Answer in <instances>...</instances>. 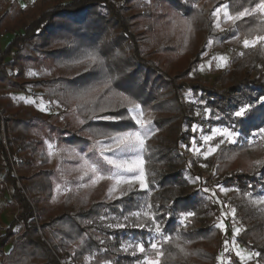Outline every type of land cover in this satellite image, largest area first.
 <instances>
[{
  "label": "trees",
  "instance_id": "obj_1",
  "mask_svg": "<svg viewBox=\"0 0 264 264\" xmlns=\"http://www.w3.org/2000/svg\"><path fill=\"white\" fill-rule=\"evenodd\" d=\"M200 1L36 0L23 7L16 0H0V199L9 197L14 214L7 224L0 211V264H145L143 253L124 250L130 242L150 246L153 222L145 209L170 237L159 242L160 264H220L217 253L226 232L202 218L194 195L181 190L182 176L160 144V132L145 141L147 188L112 197V182L92 183V166L106 168L101 149L115 145L118 134L137 131L130 110L140 103L141 92L147 93L149 114L173 87L183 111L178 121L193 126L201 120L196 102L185 99L190 91L215 125L251 137L217 151L209 160L215 171L209 179L245 194L264 190V40H257L264 36V15L234 23L238 38L232 66L209 83L192 76L211 58H200L212 31L210 19L196 7ZM227 2L235 15L259 0ZM7 35L12 39L3 49ZM144 37L148 42L141 44ZM245 39L256 43L245 47ZM31 70L45 74L29 77ZM28 88L41 91L58 111L25 106L7 93ZM241 107L246 114L237 117ZM193 136L189 132L177 140L190 147ZM48 143L66 154L64 162L33 159ZM82 156L91 163L84 174L71 170ZM61 185L67 192L57 197ZM156 191L163 196L152 201ZM210 209L219 214L215 202ZM186 212L194 215L183 220ZM237 218L242 229L236 242L259 253L252 264H264V215L238 207ZM117 223L125 227H109ZM141 223L145 227H135ZM228 264L247 263L235 257Z\"/></svg>",
  "mask_w": 264,
  "mask_h": 264
},
{
  "label": "rangeland",
  "instance_id": "obj_2",
  "mask_svg": "<svg viewBox=\"0 0 264 264\" xmlns=\"http://www.w3.org/2000/svg\"><path fill=\"white\" fill-rule=\"evenodd\" d=\"M6 2H10L13 0H5ZM21 6L27 7L32 5L36 0H16ZM148 2L149 0H144ZM228 5L227 0H201L196 4V7L211 21L212 31L209 36L207 45L205 47V52L200 56L203 58L206 55H209L211 58L207 61H203L200 65L195 69L192 76L197 77L203 81L213 83L216 77L218 76V72L224 69H230L232 66V60L236 55L235 51V43L238 38V33L235 28V25L232 21H229L224 16L223 6ZM220 9V12L217 15H213L217 9ZM264 15V14H263ZM217 23H219V27H217ZM12 36L7 35L4 36L1 40V46L4 49L6 45L11 41ZM141 44H146L148 42V38L144 37L139 39ZM225 57V61H221L219 58ZM45 74V72L39 71H28L27 76L29 77H39L40 75ZM253 77L257 78V74L253 73ZM8 95H10L17 103H23L25 106L34 105L39 110L51 113L57 112V104L55 102L46 101L42 98L41 91H34L31 88H28L25 91L20 90H8ZM146 95L147 93L143 90L141 92V100L138 104L140 108L133 112L132 109L130 113L133 116L138 115L139 112H142L143 115L140 117L144 121V127H141L140 124H137L138 129L135 132H141L142 134L145 131L149 132V135L154 133H161L162 141L161 145L166 147V150L170 152V160L172 167L175 171L180 172L183 179V190L185 193H191L194 195L198 203L200 204V213L202 218L206 219L210 222H217V225L223 224V227H220L225 233V242L223 245V249L219 250L217 253L218 261L220 264H228L221 261L219 258V254L229 245H234V257L238 258L241 263L252 264L254 262L255 255L246 249L244 246L239 245L236 242V229H242V223L237 218L238 215V207L243 208L244 210H256L258 213L264 215V203H260V201H264V190L259 191L255 194H245L241 192L235 186H224V185H215L214 180L211 178L214 175V172L210 165V158L221 148L225 146V144L229 143L228 138L220 135L217 130L229 129L226 124L215 125L211 120V115L209 114V110L204 109L203 106H200L197 102V99L190 91H186L184 93L185 99L188 102L195 103V110L198 114L201 115V120L198 123L190 126L187 121H178L183 116V111L181 109L180 101L176 94V91L173 87H168L164 95L160 98L159 103L156 105L155 109L147 114L146 112ZM236 111V108H234ZM239 111V110H237ZM112 121H117L116 117H113ZM101 125V124H99ZM230 130V129H229ZM231 131V130H230ZM193 133L194 136L190 139L191 146L188 147L184 142H180L177 140L179 136H183L188 133ZM238 135L234 137V139L238 142H242L245 140H250L251 137L243 136L240 132H237ZM148 135V136H149ZM211 139H208V138ZM146 141V140H145ZM223 141V143H221ZM219 144V147L216 148V145ZM51 145V147H50ZM111 148L112 151H107L104 149ZM210 148H216L214 152L208 154V150ZM116 149V144L108 147H104L101 149V157L106 163V168L101 170L100 166L93 165L97 169L96 175H102L104 177H109L117 172L112 165L108 164L105 160V157L109 159H114L117 161H137L138 156H142L143 160V152L137 150H132L127 153L125 151H118L114 153ZM104 150V151H102ZM114 153V154H113ZM130 153V154H129ZM49 156L51 159V163L54 165L57 161L64 162L67 157L66 154H60V148L56 147V145L47 144V149L44 152H35L33 154V159L38 161L39 159ZM243 157H245L243 155ZM250 157H255L259 160V155H252ZM85 157L82 156L79 159L80 163L77 166H73L71 170H78L83 174L90 172L89 165L84 161ZM86 160V159H85ZM72 161H75L72 158ZM145 165V161H144ZM143 165V167H144ZM108 166V168H107ZM111 167V169L109 168ZM82 170V171H81ZM145 172V169H144ZM201 174L199 177L198 174ZM138 175V171L135 173ZM124 176H131L133 173H122ZM112 182V185L115 190L111 191V196L115 197L121 193L129 194L133 191L144 190L140 186L139 181H132L131 184L121 183L119 185L116 184L115 179H102L97 182L98 187L107 182ZM145 182H146V172H145ZM67 192V188L63 185L57 186V197H61L63 194ZM163 196V193L160 191H156L153 194L152 201L158 199ZM167 196V194H164ZM140 197V194L138 195ZM9 197L5 199H0V211L2 213V218L5 223L9 224L11 220L14 218V214L10 210L8 206ZM216 203L219 208V214L210 209L212 203ZM149 213V217L153 222L154 214L145 209L144 213ZM143 213V214H144ZM160 225V224H159ZM219 227V226H218ZM155 225L153 223V237L150 239V246L145 248L144 262L148 264L149 261L157 260V249H153L151 247L152 243H156L159 249V242L166 238L163 234V231L157 233L154 230ZM134 246L136 243L140 242H131ZM129 243L127 244V246ZM11 247L7 248V252L11 251ZM129 250H133V247H128ZM139 252V250H136ZM237 252H242L245 255V259L241 260L240 256L237 255ZM141 253V252H140ZM251 255V258L248 259L247 256ZM233 262V261H232ZM231 262V263H232ZM64 264V263H62Z\"/></svg>",
  "mask_w": 264,
  "mask_h": 264
},
{
  "label": "snow or ice",
  "instance_id": "obj_3",
  "mask_svg": "<svg viewBox=\"0 0 264 264\" xmlns=\"http://www.w3.org/2000/svg\"><path fill=\"white\" fill-rule=\"evenodd\" d=\"M26 7V6H25ZM220 12V9L218 8L216 10V12L213 13V15H217ZM223 12H224V16L226 17L227 20L232 21L233 23H235L237 20L245 17V16H250L253 15L254 13H260V14H264V0H259V3H257L255 5L254 8L251 9H244L243 11H240L238 13H236L235 15L230 14L229 10H228V5H224L223 6ZM219 23H217V27H219ZM257 40H264V36L262 37H258ZM256 41H249L248 39L244 40V46L245 47H249L250 45H255ZM89 59L95 60L94 56H90ZM221 61H225L226 62V58L225 57H220L219 58ZM140 108V106L138 104L134 105V108L132 109L133 112H136L138 109ZM246 114V108L245 107H241L239 109V111H237L235 113V115L237 117H243ZM143 113L139 112L138 115L133 116L132 119L136 120V122L138 124L141 125V127H144V121L140 118L142 117ZM105 119H113L112 117H105ZM217 132L228 138V142L230 143H236V140L234 139L235 136L238 135L237 132L235 131H230L229 129H223V130H217ZM261 133H264V128L260 129ZM149 132L145 131L143 134L141 132H125L122 134H118L117 136L113 137V140L116 144V150L118 151H132V150H139L140 152H143L145 150V140L148 138ZM208 139H211L210 137ZM221 143H223V141H221ZM51 147V145H50ZM219 147V144L216 145V148ZM216 148H210L208 150V154H211L212 152H214L216 150ZM107 151H112L111 148L108 149H104ZM102 150V151H104ZM105 160L107 161L108 164L112 165L115 169H117V172L114 173L113 175L109 176V177H104L102 175L97 174L95 176V178L92 180V183L95 184L97 183L99 180L108 178V179H115L116 184L119 185L121 183H127V184H131L132 181H139L140 186L142 188H147V183L145 182V172H144V160L142 158V156H138L137 157V161H133V162H129V161H117L114 159H109L108 157H105ZM259 163V161L257 162ZM92 171L94 173L97 172V169L95 168V166H92ZM138 171V175L135 174ZM122 173H133V175L129 176H124L122 175ZM114 188H110L109 191H114ZM260 203H264V201H260ZM133 215L139 217L140 213H134ZM145 216H150L149 213H144ZM183 220H187L188 217H191L194 215L193 212H186V213H181ZM128 217H125V220H127ZM183 220L181 221L183 223ZM153 223L155 225V232L159 233L161 232V228L159 223H156L153 219ZM219 227H223V224L218 225ZM109 227H116V228H124L125 225L121 224V223H117L115 225H109ZM135 227H139V228H143L145 227L144 224H136ZM236 233L239 234V232L241 231V229L237 228ZM166 240H170V237H166ZM128 247H133V254H135V251L138 249L139 252L143 253L145 252V248L143 246L142 243H136L134 246L132 245V243L130 242L128 246L125 247V251L128 250ZM151 247L153 249H158V245L156 243H152ZM181 251H183V249H181ZM164 255V253L162 251H158L157 252V256L158 257H162ZM237 255L240 256L241 260H244L246 257L242 252H237ZM252 254H249L247 256L248 259L251 258ZM255 255H259V253H256ZM148 264H160L159 259L154 260V261H149Z\"/></svg>",
  "mask_w": 264,
  "mask_h": 264
},
{
  "label": "built area",
  "instance_id": "obj_4",
  "mask_svg": "<svg viewBox=\"0 0 264 264\" xmlns=\"http://www.w3.org/2000/svg\"><path fill=\"white\" fill-rule=\"evenodd\" d=\"M4 144L6 145V139H3ZM233 257H234V245L229 244L220 254H219V258L221 259V261H223L224 263H231L233 261Z\"/></svg>",
  "mask_w": 264,
  "mask_h": 264
}]
</instances>
